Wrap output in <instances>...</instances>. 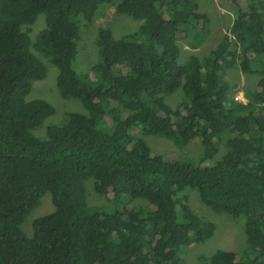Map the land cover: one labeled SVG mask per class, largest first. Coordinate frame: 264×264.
<instances>
[{
    "label": "trees",
    "instance_id": "trees-1",
    "mask_svg": "<svg viewBox=\"0 0 264 264\" xmlns=\"http://www.w3.org/2000/svg\"><path fill=\"white\" fill-rule=\"evenodd\" d=\"M226 2L227 32L206 57L179 64V39L191 50L205 41L196 0H0V264H183L182 250L214 231L184 189L242 223L243 251L201 262L264 264V0ZM108 10L141 24L120 38L98 27L97 61L75 71L80 30ZM37 57L56 69L51 90L84 111L65 113L40 139L31 131L53 108L27 100L46 75ZM229 69L257 76L241 88L244 101L233 96L238 81L227 96ZM177 90L181 100L166 106ZM145 135L176 148L198 138L202 155L190 163L152 154ZM86 179L111 211L87 206ZM45 194L53 210L22 231ZM124 197L145 204L126 209Z\"/></svg>",
    "mask_w": 264,
    "mask_h": 264
},
{
    "label": "rangeland",
    "instance_id": "rangeland-1",
    "mask_svg": "<svg viewBox=\"0 0 264 264\" xmlns=\"http://www.w3.org/2000/svg\"><path fill=\"white\" fill-rule=\"evenodd\" d=\"M197 11L205 15L207 20L206 29L203 32L206 35L200 34V38L204 37L205 41L199 43V46L191 50L189 42L179 39L176 44L179 48L178 63L183 64L189 57L194 55L197 59L206 57L209 52L219 42L222 34L227 32L229 25L231 24L232 15L229 9V4L226 0H196ZM105 14L101 18H96L93 23L88 24L86 28L80 30V39L77 43V53L73 62V69L77 72L85 71L89 66L97 61V49L94 44L96 30L98 27H105L111 31L112 37L120 38L122 36L132 34L137 31L141 22L133 21L126 16H118L113 14L111 18L110 11H105ZM44 26L43 18L40 16L32 26V33H35ZM32 33L30 31V38L32 39ZM39 31L33 36L36 38ZM192 39L195 42L201 41L199 35L194 33ZM188 44V45H185ZM190 47V48H189ZM38 58V57H37ZM45 67L46 75L44 82L36 83L31 88L30 93L27 96V100L40 99L47 102L53 108V114L46 118L40 127L31 131V134L35 138H43L45 136V128L48 125L59 124L63 121L64 115L67 112L83 113L82 106L77 101L62 100L59 95L52 91L50 83L54 84L56 77V69L48 64L45 60L38 58ZM224 80L230 86L227 96L230 97L231 88L237 84L242 77L245 79L246 88H252L257 76L246 75L237 71L236 69H229L225 72ZM244 88V87H243ZM54 89V85H53ZM55 90V89H54ZM182 94L179 90L171 95L163 98V103L173 108L181 100ZM141 138L148 146L152 154L160 155L162 157H169L174 160H180L183 162H197L198 158L202 155L201 146L198 138L192 139L186 146L182 148H176L171 142L158 138L152 135H145ZM224 153V148L219 147L215 159H219ZM206 163H202V166ZM85 202L89 207L104 206L106 211L113 209L112 204L107 203L108 196H100L93 190L91 179H86L83 184ZM180 196L186 198V203L189 209L202 221L209 222L214 225V231L212 236L205 240L203 243L192 244L182 250L181 259L183 264H208L207 262H201L202 259H208L216 251L227 252H241L245 249V240L242 230V223L239 219L232 220L225 213L213 212L204 207L197 198V194L194 190L184 189L180 192ZM49 194H45L39 201V204L33 209L26 217L25 221L21 225L23 231L24 225H30L35 218L44 216L53 210L52 205L49 203ZM127 198L124 197L121 201V206L130 208L132 206H144L143 200H133L132 204L128 205ZM117 206H120L118 203ZM23 228V229H22ZM25 229H28L25 227ZM26 233V232H25ZM30 229L26 236H29Z\"/></svg>",
    "mask_w": 264,
    "mask_h": 264
},
{
    "label": "crops",
    "instance_id": "crops-1",
    "mask_svg": "<svg viewBox=\"0 0 264 264\" xmlns=\"http://www.w3.org/2000/svg\"><path fill=\"white\" fill-rule=\"evenodd\" d=\"M257 80V79H256ZM245 81V79H243L242 77L240 78V80H239V85L238 86H236V91L233 93V96H235V95H237L238 97H240L242 100H243V98H242V87H244L245 89H246V83L244 82ZM255 84H256V81H255ZM253 86H255V85H253ZM250 89H252V88H250ZM244 101V100H243Z\"/></svg>",
    "mask_w": 264,
    "mask_h": 264
},
{
    "label": "built area",
    "instance_id": "built-area-1",
    "mask_svg": "<svg viewBox=\"0 0 264 264\" xmlns=\"http://www.w3.org/2000/svg\"><path fill=\"white\" fill-rule=\"evenodd\" d=\"M234 99H235V100H238V99H239V97L236 95Z\"/></svg>",
    "mask_w": 264,
    "mask_h": 264
},
{
    "label": "clouds",
    "instance_id": "clouds-1",
    "mask_svg": "<svg viewBox=\"0 0 264 264\" xmlns=\"http://www.w3.org/2000/svg\"><path fill=\"white\" fill-rule=\"evenodd\" d=\"M235 97V96H234Z\"/></svg>",
    "mask_w": 264,
    "mask_h": 264
}]
</instances>
